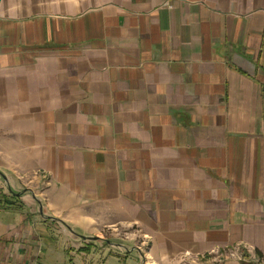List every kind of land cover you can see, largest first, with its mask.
Masks as SVG:
<instances>
[{
  "label": "crops",
  "instance_id": "crops-1",
  "mask_svg": "<svg viewBox=\"0 0 264 264\" xmlns=\"http://www.w3.org/2000/svg\"><path fill=\"white\" fill-rule=\"evenodd\" d=\"M48 245L264 262V0H0V264Z\"/></svg>",
  "mask_w": 264,
  "mask_h": 264
},
{
  "label": "rangeland",
  "instance_id": "rangeland-1",
  "mask_svg": "<svg viewBox=\"0 0 264 264\" xmlns=\"http://www.w3.org/2000/svg\"><path fill=\"white\" fill-rule=\"evenodd\" d=\"M62 246L61 242L57 244V246ZM64 247L68 249V244L64 243ZM48 246H45L43 249L44 251L40 254L39 258L36 259L34 264H73V262L76 261L70 254H68V251L61 250L59 254L56 255V253L51 252V250L48 249Z\"/></svg>",
  "mask_w": 264,
  "mask_h": 264
},
{
  "label": "built area",
  "instance_id": "built-area-1",
  "mask_svg": "<svg viewBox=\"0 0 264 264\" xmlns=\"http://www.w3.org/2000/svg\"><path fill=\"white\" fill-rule=\"evenodd\" d=\"M256 264H264V262H258V263H256Z\"/></svg>",
  "mask_w": 264,
  "mask_h": 264
}]
</instances>
